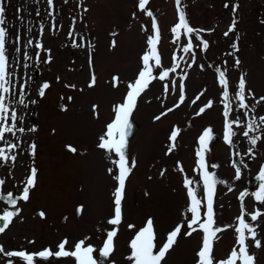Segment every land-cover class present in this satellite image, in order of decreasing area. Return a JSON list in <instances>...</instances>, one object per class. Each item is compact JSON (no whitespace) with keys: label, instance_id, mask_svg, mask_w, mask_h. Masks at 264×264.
Returning a JSON list of instances; mask_svg holds the SVG:
<instances>
[{"label":"rangeland","instance_id":"obj_1","mask_svg":"<svg viewBox=\"0 0 264 264\" xmlns=\"http://www.w3.org/2000/svg\"><path fill=\"white\" fill-rule=\"evenodd\" d=\"M137 3L138 0H53L54 6L50 8L47 0H0V6L6 10V55L9 66H12L10 72L14 73L12 82L17 92L24 85L27 105L16 104L14 101L18 97H13L11 92L5 94V103L17 113V126L23 127L25 132H17L15 136L6 134L8 143L0 144L6 153L17 158L14 163L0 165V176L5 180L0 192L10 191L14 197L19 196L30 169H37V184L30 193V200L17 202L20 216L14 218L5 233L0 234V246L5 251L37 253L46 248L55 251L64 239L70 244L85 240L100 248L106 231L114 227L107 224V220L113 215L116 186L113 175L118 171L112 161L118 157L97 145L107 124L114 118V106L123 102L127 84L137 78L142 68L141 57L146 51L147 36L154 34L151 28L153 17L138 10ZM225 4L229 7L225 8ZM233 4L239 5L235 13L236 32L225 36L224 32L233 19ZM146 7L153 12L161 32L158 51L163 68L155 70L154 75L170 69L177 62L180 66L164 81L150 83L131 116L138 129L128 144L127 155L130 164L131 159H135L136 166L126 182L123 221L119 225L116 249L110 260L114 264H131L127 259L131 254L130 242L149 218L153 219L159 244L178 223L185 222V216H190L183 180L192 179L198 196L203 197L196 152L199 149L198 138L207 128H212L213 133L219 136L217 141L209 144L210 151L206 153V162L218 165L210 167L209 171L215 172L218 180L230 182L229 185H217L214 204L218 226L227 229L218 233L220 238L214 243V255L217 261L226 259L236 246L234 228L238 224L236 218L240 215L241 203L237 197L242 191H257L261 183L253 184L251 180L264 166V126L255 132L262 136L253 149L255 158L248 155L252 146L242 135L241 128L234 126L238 136L232 146L225 143L223 89L218 83V70L226 72L230 96L235 95L239 78L244 76L246 92L251 90L254 93V97L248 96L246 102L256 109L249 113V119L264 115V101L255 103L264 97V23L261 22L264 21V0H181L180 7L186 13L189 25L193 29L208 30L199 33L209 43L207 50H203L195 33L192 36L195 63L191 67L188 65L192 62V54L182 52L188 37L182 34L179 41L173 42L175 36L171 28L178 23L175 0H150ZM70 28L75 29L73 35L78 43L81 37L84 38L85 47H72V39L67 35ZM113 41L115 47H112ZM234 41L238 43V52L232 48ZM37 42L49 51L36 49ZM89 44L91 48L87 46ZM37 52L40 53L39 58ZM48 56L51 62L44 63ZM236 58L241 62L238 67L235 66ZM92 74H95L97 84L89 88L87 85ZM185 74V101L174 108L179 102L178 85ZM113 77L119 80L113 81ZM172 80L177 82L175 90ZM43 82H48L50 88L41 98L37 89ZM164 84L169 85L167 93ZM66 85H75V88ZM68 97L72 100L69 101ZM31 100L36 103H30ZM193 100L196 102L192 103ZM208 101H212L213 106L196 115ZM65 107L67 110H62ZM168 108H174V111L160 120L155 119ZM241 111L233 103L232 117L239 116ZM21 117L22 120L19 119ZM33 127L35 132L28 131ZM174 128L180 130V136L173 153L166 155L169 136ZM12 143L17 147L9 152ZM32 143L36 145L34 155L29 147ZM68 145L75 147L77 152H70ZM237 157L243 160L240 180L235 179L233 167ZM178 162L183 172L179 171ZM109 169L113 170L112 174H109ZM162 171L163 176L160 174ZM79 205L84 206L81 215L76 214ZM244 205L248 214L256 210L264 212V205L251 195L244 198ZM4 210L13 209L5 201H0V214ZM40 211L45 212V218L38 215ZM262 221L264 217L249 224L259 225L258 238L264 243ZM128 225L134 227L129 228ZM201 236L198 232L178 238L162 264H195ZM250 252L256 256V264H264V248L250 247ZM0 264L22 262L0 253ZM37 264L47 262L38 259ZM53 264H63V261L57 259Z\"/></svg>","mask_w":264,"mask_h":264},{"label":"snow or ice","instance_id":"obj_2","mask_svg":"<svg viewBox=\"0 0 264 264\" xmlns=\"http://www.w3.org/2000/svg\"><path fill=\"white\" fill-rule=\"evenodd\" d=\"M47 3L50 8H52L53 0H47ZM150 0H138L137 8L141 12H145L148 17H153L151 22V28L154 34H150L146 39V51L141 57L142 68L138 71L137 78L133 82L127 84V92L123 99V102L114 106V118L111 123H108L106 126V131L103 136L100 137V142L98 143V148L104 150L106 153H114L118 159H114V163L117 167V173L113 175V179L116 181V186L113 192V215L107 220V224L114 226L111 230L106 231V238L102 242V247L96 248L92 244L87 243L85 240H79L75 244H70L67 239L62 240L58 245L57 249L54 251L51 248H46L37 253H28L24 250L19 251H5L3 246H0V253H3L9 258H17L22 264H37L38 259L40 261L47 262V264H53V261L60 259L63 261V264H114V261L110 260L113 256L116 245L115 240L118 236V228L123 221V212H122V202L125 199L126 194V182L131 175L132 169L136 166V161L134 158L131 159V164L129 162V157L127 155L128 149V137L131 135L132 124L130 118L137 108L138 99L141 95L149 88V85L154 80L164 81L169 77L170 72L175 73L177 68H179V63H175L170 69H164L159 72L158 75H154V71L157 69H162V57L158 51V45L161 39L160 28L153 16V12L148 10L146 7L149 5ZM177 5L178 12V23H176L172 28L171 32L175 36L174 43L181 39V35H186L188 37L187 43L182 47V52L184 54H192L189 67L195 63V52L194 44L192 42V36L195 33L196 39L200 40L203 50L209 48V43L206 40H203L200 36V32L208 31L204 29H193L186 18V13L182 10L181 0H175ZM225 8L229 7L228 4L224 5ZM239 8L238 4L232 5L233 19L231 24L228 27V30L224 32L225 36H228L229 33L236 32L237 21L235 19V13ZM87 11V9H85ZM5 7L0 6V142L8 143L6 140V134L16 135L17 132L24 133L25 129L23 127H18V116L16 111L12 110L6 103L5 94H9L13 97H18L15 99V103L27 107L25 104V87L21 85L19 91L17 92L15 84L12 82V77L14 73L9 71V58L6 55V37L7 29L4 25L7 23L5 18ZM52 13L49 12V15ZM39 15V12H37ZM264 23V21H261ZM75 23V21H73ZM55 30L56 26H52ZM146 30V29H145ZM30 32L31 29L29 28ZM74 28H70L68 32L69 39H72V47H85L84 38H80L78 43L74 38ZM44 32V29H41V33ZM20 37L17 36V40ZM239 40L237 35L236 41ZM234 41L232 48L235 51H239L238 43ZM28 44L31 45L32 41L29 40ZM89 48L92 46L87 45ZM115 41L112 42V47H115ZM36 49H41L44 51H49L43 49V45L39 42L35 44ZM20 51L19 48L16 49ZM40 53L37 52L36 56L39 58ZM27 57V53H25ZM180 59H183L182 57ZM173 60H176V57L173 56ZM51 57L48 56L44 63H50ZM187 63V62H186ZM239 58L235 59V66L240 65ZM27 67V65H25ZM89 67H92V57L89 53ZM181 77L180 83L178 85L179 91V102L174 105V108H178L185 101L184 95V83ZM59 79V78H57ZM118 77H113V81H118ZM173 90L177 88V82L172 80ZM218 83L219 86L223 89L222 97L224 101V122H223V140L229 146L234 144V138L238 136V133L234 131V126L241 128L242 135L248 138V142L252 146L248 150V155L252 158H255L253 149L258 142L262 140V136H250V133L261 129V126H264V115L253 116L249 119V113L255 112L256 109L253 105H250L246 102L248 96H253L254 93L251 90L246 92V80L244 76H241L238 81L237 91L234 96L229 94V80L226 77V72L218 70ZM97 84V78L95 74L91 75L90 81L88 83L89 88L95 87ZM117 86L116 84L113 85ZM66 87L75 88V85H66ZM50 88L48 82H43L38 85L37 95L41 98L45 96L46 90ZM165 93L169 92V85L164 84ZM63 99V97H62ZM196 99H199L197 96ZM68 100L71 101L72 97H68ZM261 101H264V97H260L255 101L256 104H260ZM196 101L193 100L192 103ZM30 103L35 104V100H31ZM233 103H235L238 110H242L239 116L232 117L233 113ZM213 106L212 101H208L204 107H201L196 115H201L205 112L207 108ZM264 107V105H262ZM174 108H168L166 112L161 113L155 117L156 120H160L162 116L167 115L168 112L174 111ZM62 110L66 111L67 108ZM96 106H93V112L95 113ZM22 120V117L19 118ZM28 131L35 132L36 128H31ZM180 136V130L174 128L169 136V147L166 155H170L176 148V142ZM214 139L213 129L207 128L203 131L202 135L198 138L199 149L196 152L198 157V168L201 173L202 179V188H203V197L198 196L197 188L194 187V181L192 179L185 178L183 180V185L186 189V195L188 197L189 206L187 207V213L190 216H185L184 223H178L166 236V239L157 243V234L154 228V222L152 218H149L146 221V225L141 228L134 238L130 242L131 254L127 257L131 264H162L165 261L167 254L174 248L178 242V238L182 236H192L193 233H201V245L199 250L196 252V262L195 264H256V256L254 253L250 252V247L255 249L264 248V243L258 238L257 227L252 226L246 222L245 216L248 213L245 210L244 198L251 195L256 202L261 205H264V166H262L258 179L261 181L259 184L258 190L252 193L247 191L240 192L237 197L240 200V215L236 218L238 224L234 228L236 234V246L231 250L230 254L226 259H221L217 261L216 256L214 255V243L219 240L218 233L226 231L225 227L218 226L215 214V198L218 184H226L224 180H218L217 174L215 172L209 171V168H216L218 165L212 164L209 165L206 162V153L210 151L209 144ZM17 145L12 143L9 145V152L16 149ZM31 153L35 154L36 145L34 143L30 144ZM68 150L72 153H76L77 149L71 145L67 146ZM239 156V153H237ZM15 155H10L6 153V150L0 147V165L6 164L8 162L16 161ZM243 164V160H241ZM179 171L183 172V168L179 165ZM235 168V179H241V168ZM244 167H247L245 164ZM109 174H112V169H109ZM161 176L164 175L162 171ZM37 184V169L31 168L29 176L25 182V186L22 189V192L19 196L14 197L12 192L2 193L0 192V201H5L13 210H4L0 214V221L3 222L0 226V234L5 233L6 229L14 222V218L19 217L21 209L17 207L18 201H23L27 203L30 200V193L32 189L36 187ZM5 185V180L0 179V186ZM231 191V189H229ZM203 209V212H202ZM84 211V206L79 205L76 208V214L81 215ZM38 215L43 219L46 214L43 211H40ZM264 217V212L256 210L251 214V220L257 221ZM264 222V221H262ZM129 228H133L134 225H128ZM183 229V231H182ZM251 241V245L249 244ZM29 243H32L31 241ZM67 246V247H66Z\"/></svg>","mask_w":264,"mask_h":264},{"label":"water","instance_id":"obj_3","mask_svg":"<svg viewBox=\"0 0 264 264\" xmlns=\"http://www.w3.org/2000/svg\"><path fill=\"white\" fill-rule=\"evenodd\" d=\"M131 124H132V127L134 128V132H135V130L138 128V125L135 124V123H133V122H131ZM237 163H238V162H237ZM0 224H1V221H0Z\"/></svg>","mask_w":264,"mask_h":264}]
</instances>
